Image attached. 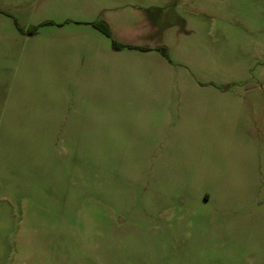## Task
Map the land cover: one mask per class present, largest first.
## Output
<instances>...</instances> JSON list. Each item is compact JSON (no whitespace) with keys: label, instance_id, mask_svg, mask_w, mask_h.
Here are the masks:
<instances>
[{"label":"rangeland","instance_id":"rangeland-1","mask_svg":"<svg viewBox=\"0 0 264 264\" xmlns=\"http://www.w3.org/2000/svg\"><path fill=\"white\" fill-rule=\"evenodd\" d=\"M0 264H264V0H0Z\"/></svg>","mask_w":264,"mask_h":264},{"label":"trees","instance_id":"trees-1","mask_svg":"<svg viewBox=\"0 0 264 264\" xmlns=\"http://www.w3.org/2000/svg\"><path fill=\"white\" fill-rule=\"evenodd\" d=\"M95 28H97L99 31H101L103 34H105L108 37H112L111 30L109 26L104 22H98L93 24Z\"/></svg>","mask_w":264,"mask_h":264},{"label":"crops","instance_id":"crops-1","mask_svg":"<svg viewBox=\"0 0 264 264\" xmlns=\"http://www.w3.org/2000/svg\"><path fill=\"white\" fill-rule=\"evenodd\" d=\"M149 26H150L151 28H154L155 25H153V23H150V22H149ZM110 30H111V29H110ZM111 34H112V37H114V34H113L112 31H111ZM116 50H118V48H116Z\"/></svg>","mask_w":264,"mask_h":264}]
</instances>
